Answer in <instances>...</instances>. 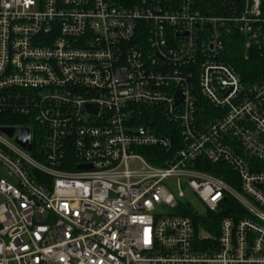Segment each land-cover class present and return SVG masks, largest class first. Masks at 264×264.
<instances>
[{
  "label": "built area",
  "instance_id": "2783aa9c",
  "mask_svg": "<svg viewBox=\"0 0 264 264\" xmlns=\"http://www.w3.org/2000/svg\"><path fill=\"white\" fill-rule=\"evenodd\" d=\"M197 2L0 0V264H264V77L220 59L261 0Z\"/></svg>",
  "mask_w": 264,
  "mask_h": 264
},
{
  "label": "trees",
  "instance_id": "16d2710c",
  "mask_svg": "<svg viewBox=\"0 0 264 264\" xmlns=\"http://www.w3.org/2000/svg\"><path fill=\"white\" fill-rule=\"evenodd\" d=\"M244 0H198L196 8L204 15L230 17L238 15L242 9ZM261 14L264 17V0L260 3ZM220 59L229 63L241 78L246 81L257 80L264 77V51L244 48V35L237 31L227 34L223 40V49ZM147 116H150L149 114ZM8 115L0 116V121H15ZM211 173L219 175L217 171L211 169L216 164H210ZM227 179L226 176H222ZM216 221V220H215ZM213 220V223L215 224ZM202 228L211 231L212 224L202 221Z\"/></svg>",
  "mask_w": 264,
  "mask_h": 264
},
{
  "label": "rangeland",
  "instance_id": "374dc122",
  "mask_svg": "<svg viewBox=\"0 0 264 264\" xmlns=\"http://www.w3.org/2000/svg\"><path fill=\"white\" fill-rule=\"evenodd\" d=\"M5 122V121H3ZM15 125H21L22 122L20 121H16L14 122ZM169 189L173 192V194L177 197V199L181 202H188L193 209H195V211L198 214H204L205 213V208L203 206V204L200 202V200L198 199V197L192 192L190 191L188 188H184L181 187V191H183V197H178L177 192H178V188L177 186H175L173 183L168 184ZM199 231V229H198ZM212 232V230L210 231Z\"/></svg>",
  "mask_w": 264,
  "mask_h": 264
},
{
  "label": "water",
  "instance_id": "95a60500",
  "mask_svg": "<svg viewBox=\"0 0 264 264\" xmlns=\"http://www.w3.org/2000/svg\"><path fill=\"white\" fill-rule=\"evenodd\" d=\"M182 37V36H180ZM179 90L177 91V94H179ZM88 111L96 112L97 108L93 107L91 105L86 106ZM0 130L6 133L8 136H12L13 134V127H0ZM17 143H19L22 147H24L27 150H30L31 148V133L28 128H21L18 131L17 138H16ZM81 167H86V166H81Z\"/></svg>",
  "mask_w": 264,
  "mask_h": 264
}]
</instances>
